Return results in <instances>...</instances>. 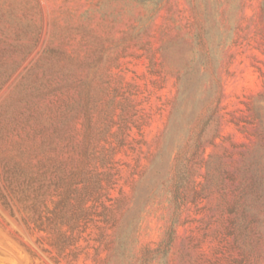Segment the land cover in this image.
I'll use <instances>...</instances> for the list:
<instances>
[{
    "label": "rangeland",
    "instance_id": "1",
    "mask_svg": "<svg viewBox=\"0 0 264 264\" xmlns=\"http://www.w3.org/2000/svg\"><path fill=\"white\" fill-rule=\"evenodd\" d=\"M0 264H264V0H0Z\"/></svg>",
    "mask_w": 264,
    "mask_h": 264
}]
</instances>
